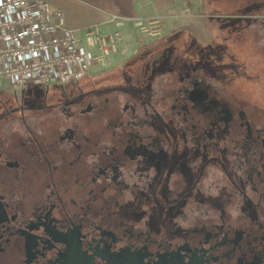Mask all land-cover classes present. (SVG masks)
Wrapping results in <instances>:
<instances>
[{
	"label": "flooded vegetation",
	"instance_id": "1",
	"mask_svg": "<svg viewBox=\"0 0 264 264\" xmlns=\"http://www.w3.org/2000/svg\"><path fill=\"white\" fill-rule=\"evenodd\" d=\"M218 3L186 59L0 90V264H264V0Z\"/></svg>",
	"mask_w": 264,
	"mask_h": 264
},
{
	"label": "built area",
	"instance_id": "2",
	"mask_svg": "<svg viewBox=\"0 0 264 264\" xmlns=\"http://www.w3.org/2000/svg\"><path fill=\"white\" fill-rule=\"evenodd\" d=\"M111 22L108 32L95 25L73 30L45 0H0V90L21 94L32 84L65 86L111 64L126 23L150 36L161 32L156 19L112 16Z\"/></svg>",
	"mask_w": 264,
	"mask_h": 264
},
{
	"label": "rangeland",
	"instance_id": "3",
	"mask_svg": "<svg viewBox=\"0 0 264 264\" xmlns=\"http://www.w3.org/2000/svg\"><path fill=\"white\" fill-rule=\"evenodd\" d=\"M178 1L180 2L181 6L179 7L178 5H176L173 12L164 15L145 16L147 19H156L160 23L161 32L157 36L147 35L141 32L137 27H134L132 25L125 30L123 41L120 43L118 51L113 56L112 60V62L117 63V65L119 66L125 64L123 66L125 74L129 73L127 72V70L130 69L132 66L130 63L135 60L133 65L136 64V61L139 59V56L136 58L133 57L129 62V65L125 62H128L129 57L135 51L141 49L142 47H144L145 44L152 40H159L163 43L166 42L165 45L162 46L163 48H169V50L174 49L175 51H177L175 55H172V57L170 56L172 61L178 62V60H181V58L186 59L187 57H190L192 52L191 48H197L200 45L195 40L198 39L208 41L210 38V33L213 26V19L209 18L210 14L226 10L223 5H221L220 3L217 4V2H215L217 0ZM197 33L202 34L203 38H199ZM174 34L179 35L177 38L175 37V42L167 41L168 38L173 36ZM180 42H182L183 44H180ZM187 46L189 47V50L184 49ZM186 51L190 52V54H186ZM201 51L203 52L198 53V57L204 54V50L201 49ZM134 71V73L139 72L140 74H144V69L142 68L134 69ZM255 82L256 81H248V83L251 84H255ZM260 85V83L256 84L254 93H256L257 91L262 92V88L260 87ZM42 90L43 89L41 86L33 84L28 85L25 89V96L27 97V101L30 102L34 98L39 97L41 95ZM252 100L255 101V99ZM262 101H264V96Z\"/></svg>",
	"mask_w": 264,
	"mask_h": 264
},
{
	"label": "crops",
	"instance_id": "4",
	"mask_svg": "<svg viewBox=\"0 0 264 264\" xmlns=\"http://www.w3.org/2000/svg\"><path fill=\"white\" fill-rule=\"evenodd\" d=\"M52 7L64 14L65 25L73 30H82L97 26L99 31L108 32L114 29L112 16L134 18L149 15H164L173 12L178 0H45ZM132 24L126 23L125 30ZM123 41V39H122ZM121 41V42H122ZM163 43V42H162ZM143 48V47H142ZM115 55V54H114ZM136 54L129 57L133 58ZM113 60V59H112ZM112 63V62H111Z\"/></svg>",
	"mask_w": 264,
	"mask_h": 264
},
{
	"label": "trees",
	"instance_id": "5",
	"mask_svg": "<svg viewBox=\"0 0 264 264\" xmlns=\"http://www.w3.org/2000/svg\"><path fill=\"white\" fill-rule=\"evenodd\" d=\"M219 1V0H218ZM218 1H215V2H217V4H219L218 3ZM222 5V4H221ZM179 35L177 34V35H173V36H171V37H169L168 38V40L167 41H171V42H175V40H176V38L178 37ZM176 37V38H175ZM166 43V42H165ZM165 43L163 44V46L165 45ZM176 47V46H175ZM165 50V52L164 53H162V55H161V57H163L164 59L165 58H168V59H171V57H172V55H175V53L177 52V51H175L174 49L172 50V49H170L169 50V48H165L164 49ZM148 54H146V53H140V54H136L135 56H134V58H136V57H138L139 56V59L136 61V64H134L133 65V63H134V61L133 62H131L130 64L132 65L131 66V68L132 67H140L139 65H138V63L140 62V63H142L143 62V58L144 57H146ZM171 56V57H170ZM141 57V58H140ZM131 59L132 58H130L129 60H128V62H127V64L129 65V62L131 61ZM139 63V64H140ZM137 69V68H136Z\"/></svg>",
	"mask_w": 264,
	"mask_h": 264
}]
</instances>
